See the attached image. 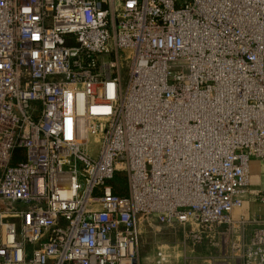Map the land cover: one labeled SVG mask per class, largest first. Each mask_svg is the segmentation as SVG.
I'll list each match as a JSON object with an SVG mask.
<instances>
[{
  "label": "built area",
  "instance_id": "obj_1",
  "mask_svg": "<svg viewBox=\"0 0 264 264\" xmlns=\"http://www.w3.org/2000/svg\"><path fill=\"white\" fill-rule=\"evenodd\" d=\"M251 159L264 0H0V264H138L140 220L237 228L236 264H264V214L232 216Z\"/></svg>",
  "mask_w": 264,
  "mask_h": 264
},
{
  "label": "rangeland",
  "instance_id": "obj_2",
  "mask_svg": "<svg viewBox=\"0 0 264 264\" xmlns=\"http://www.w3.org/2000/svg\"><path fill=\"white\" fill-rule=\"evenodd\" d=\"M127 65L123 61L121 65V78L125 85L127 81ZM21 150L16 151L19 155ZM260 196L264 197L263 194ZM255 195L249 202L248 213L263 215L264 204L255 201ZM244 208H247L245 205ZM240 218V217H238ZM253 227L245 229V239L248 241ZM139 234L137 239L138 264H156L157 250L165 251L169 256L164 264H236L231 252V243L235 241L238 229L220 228L207 231L200 239L192 238L189 229H164L151 223L149 227L140 220Z\"/></svg>",
  "mask_w": 264,
  "mask_h": 264
},
{
  "label": "crops",
  "instance_id": "obj_3",
  "mask_svg": "<svg viewBox=\"0 0 264 264\" xmlns=\"http://www.w3.org/2000/svg\"><path fill=\"white\" fill-rule=\"evenodd\" d=\"M260 194L264 195V162L251 159L249 162L248 196L245 198L242 208L233 212V219H238V217L249 218L248 204L254 195L260 196ZM245 205L247 208H244Z\"/></svg>",
  "mask_w": 264,
  "mask_h": 264
},
{
  "label": "trees",
  "instance_id": "obj_4",
  "mask_svg": "<svg viewBox=\"0 0 264 264\" xmlns=\"http://www.w3.org/2000/svg\"><path fill=\"white\" fill-rule=\"evenodd\" d=\"M21 149H16L13 152V158L11 165H16L21 160H23L24 152L21 150V153L19 155H16V151ZM108 184L112 188V193L119 196H125L127 193V183H126V177L123 173H115L112 179L108 182Z\"/></svg>",
  "mask_w": 264,
  "mask_h": 264
}]
</instances>
